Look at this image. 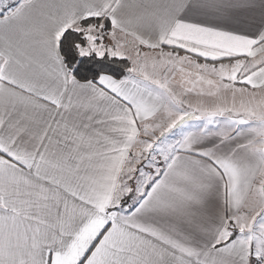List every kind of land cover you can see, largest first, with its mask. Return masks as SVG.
Masks as SVG:
<instances>
[{
  "label": "snow or ice",
  "instance_id": "obj_1",
  "mask_svg": "<svg viewBox=\"0 0 264 264\" xmlns=\"http://www.w3.org/2000/svg\"><path fill=\"white\" fill-rule=\"evenodd\" d=\"M0 264H264V0H0Z\"/></svg>",
  "mask_w": 264,
  "mask_h": 264
}]
</instances>
